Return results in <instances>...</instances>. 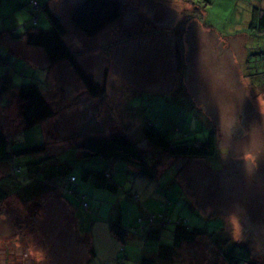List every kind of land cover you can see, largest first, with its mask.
<instances>
[{
    "label": "rangeland",
    "instance_id": "1",
    "mask_svg": "<svg viewBox=\"0 0 264 264\" xmlns=\"http://www.w3.org/2000/svg\"><path fill=\"white\" fill-rule=\"evenodd\" d=\"M139 1L145 9L139 16L147 20V31L153 34L121 47L125 66L118 65V49L109 54L104 46L112 41L117 48L118 35L124 36L126 29L143 33L133 19L128 22L120 17L83 43L84 48L89 45L98 50L89 57L85 50L79 58L98 86V95L88 93L66 66L59 71L56 93L46 95L56 115L27 126L20 120L21 102L15 88L2 102L0 127L5 129L9 147H41L0 163V182L12 185L4 186L10 193L0 200V264H79L88 255V230L94 219L137 224L136 217L145 212L130 196L133 166L123 161L111 163L101 155L84 156L78 146L90 138L108 139L124 133L147 151L151 149L144 135L147 122L161 119L168 137L178 141L203 140L214 128L218 136L217 153L211 159L162 157L156 166L152 183L165 186L172 199L168 207L172 220L185 216L207 232L183 242L171 264H228L223 252L234 240L247 241L254 258L264 262V32L250 33L247 28L252 6L264 9V0H186L188 10H183L182 3L172 10L163 9L160 2ZM19 2L25 3L24 10L17 6ZM46 2L61 8L67 40L73 50L81 51V42L73 38L79 29L70 14L83 1ZM46 2L2 0L0 28L6 34L0 40V82L7 77L16 84L35 79L43 91L51 93L56 82L51 74L46 78L43 73V55L35 51V65L34 58L20 53L26 47L40 48L23 39L18 49L9 42L13 39L9 31L53 27L43 7ZM133 10L129 12L133 14ZM21 11L29 19L20 25ZM190 15L207 26L206 32L198 33L196 23L189 22ZM68 74L74 77H66ZM5 94L3 91L2 96ZM104 168L111 174L107 181L112 187L98 186L93 177L83 176L86 171ZM70 173L78 178L76 192L63 194ZM14 182L23 185L15 189ZM28 183L39 192H27ZM79 193L93 199L87 222L70 209H81ZM151 199L157 203L151 211H160L163 193ZM150 221H141L145 229L157 224ZM173 227L172 222L163 227L160 242H172ZM153 244L158 246V242ZM126 246V251L120 247L116 254L120 264H139L141 254L132 249V243ZM116 255L111 260L116 261ZM103 262V258L97 261Z\"/></svg>",
    "mask_w": 264,
    "mask_h": 264
},
{
    "label": "trees",
    "instance_id": "2",
    "mask_svg": "<svg viewBox=\"0 0 264 264\" xmlns=\"http://www.w3.org/2000/svg\"><path fill=\"white\" fill-rule=\"evenodd\" d=\"M204 2L208 0H202ZM2 0H0L1 8ZM45 11L46 9L43 5ZM125 5L122 0H84L71 14L70 19L76 25L75 32L76 35H84L85 37L91 38L97 32L102 30L107 24L111 25L120 17L123 16V10ZM48 13V12H47ZM48 15V14H47ZM130 17H133V14L129 12L127 14ZM251 21L247 26L250 33L264 32V9H261L259 6H252L251 10ZM49 20L52 22L53 27L50 30L38 29L34 32H29L28 30L23 31H9L13 39H22L25 37L27 45L33 47H40L44 50L47 57V67L41 66L45 77L48 78V74L56 73L59 71L65 70L68 67L70 71L75 72V77L78 79L80 84L84 86L86 91L92 95H98L100 90L95 84L93 77L83 68L79 60L81 55H85L83 51H74L69 44L65 41L64 36L66 34V28L61 22V18L57 15L48 16ZM47 18V19H48ZM38 20V16L36 21ZM4 29L0 28V40L3 37ZM2 33V34H1ZM68 34V33H67ZM126 37H118L117 43L123 42L128 38L135 37V32L126 29ZM11 44V40H9ZM108 46H104V49L111 52L112 50L117 51L114 47L115 42H108ZM9 49V47H6ZM118 48V45H117ZM116 49V50H115ZM89 50L87 49V52ZM86 52V53H87ZM119 57L118 65L125 66L126 58L124 54L125 51L118 49ZM110 54V53H109ZM117 55V54H116ZM133 55L137 56V52ZM82 57V56H81ZM123 61V62H122ZM67 66V67H66ZM55 71H52V70ZM9 76V73H8ZM66 77H74V74H68ZM61 76L57 78L58 83L50 87V92L47 93L41 89L39 84L35 79L30 80L29 82L22 83H13L12 79L7 77L5 80L0 82V106L4 105L3 101L8 100L7 94L15 88V93L18 100L21 102V118L20 120L27 125L32 126L36 123H39L47 118H50L56 115V110L53 109V106L50 104L51 101L47 99L46 95L56 93V86L59 84ZM9 90V91H8ZM3 91L6 93L5 96H2ZM8 91V92H7ZM16 98V97H15ZM193 103L191 102V106ZM20 121L19 126H22ZM211 124L215 123L210 121ZM215 127V125H213ZM4 127H0V163L13 160L15 157L33 153L36 148L40 147H23L19 149H11L9 147V138L4 131ZM144 135L147 140V143L150 145L151 149L143 151L139 148L138 144L127 134L117 133L111 135L108 139H87L83 144L78 147L81 148L84 156L92 155H101L104 158L108 159L111 163L116 161H123L125 163L131 164L132 172L134 177H144L152 181L157 177L156 166L160 163L162 157H195L200 159H211L217 153L218 146V136L215 128L209 129L205 139H195L191 142L175 140L168 137V131L164 129L163 120L159 121H148L144 129ZM150 158V159H149ZM158 158V160H157ZM156 159V160H155ZM152 160L151 162H149ZM156 161V163H154ZM21 169V165H19ZM14 172L18 171L14 164ZM91 173V174H90ZM73 175L76 180L70 182L69 177ZM109 170L106 168L99 171H86L84 177L94 178V182L98 186H109L112 187L113 184L107 181V178L110 176ZM7 176H5V179ZM77 176L73 173L68 174L66 177L63 194L64 193H73L76 192L75 184L78 181ZM175 181V178H173ZM3 180V178L1 179ZM16 185L15 189H19L22 183L14 182ZM161 184V183H160ZM9 185L12 188V185L7 184V182H0V200L8 196L10 191H8L4 186ZM29 185V186H28ZM162 185V184H161ZM26 188L27 192H33L37 189H34L30 183H28ZM165 187V186H164ZM162 187V188H164ZM165 189V188H164ZM164 195V206L160 211H151L150 209L145 210L141 207L142 211L145 214H139L137 219V224H131L129 226L123 225L116 220H109V230L119 243L121 244L122 249L126 251V243L128 240L139 238L134 237V234L143 233L147 230V234L144 237L140 238L141 242L137 245L138 251L141 256L139 258V264H171L174 257L179 254L177 248L182 246L183 242L193 241L197 236L202 234H207L205 228L199 225L190 224L189 219L185 216H177L175 221L172 220V214L168 210L169 205L172 202V199L168 196L167 193L162 192ZM137 194V195H135ZM80 202V210L76 211L75 209H70L74 211L77 215H80V212L83 209L90 212V204L93 199H87L85 193L78 194ZM92 196V194H91ZM130 196L139 201L140 193L138 191H131ZM93 198V196H92ZM164 209V210H163ZM89 214V213H88ZM90 215V214H89ZM146 215V217L142 216ZM141 216V219H139ZM147 218L150 222H157L156 225L151 224L150 227L145 229L141 221ZM173 223V240L170 243L160 242V235L163 227L168 223ZM134 237V238H132ZM130 242V241H129ZM158 242V246L153 243ZM131 243V242H130ZM147 243V247L143 246ZM133 244V243H132ZM135 248L136 245H133ZM118 257V255H117ZM223 259L228 264H264V262L259 261L254 258L251 247L247 241H232L229 246L223 252ZM115 264H120L119 257L116 258Z\"/></svg>",
    "mask_w": 264,
    "mask_h": 264
},
{
    "label": "crops",
    "instance_id": "3",
    "mask_svg": "<svg viewBox=\"0 0 264 264\" xmlns=\"http://www.w3.org/2000/svg\"><path fill=\"white\" fill-rule=\"evenodd\" d=\"M65 1L68 2V0H65ZM78 1L79 0H72V2H75V4L78 3ZM81 1H84V0H81ZM122 1L124 3L125 7H124V10H123V16H122L121 19H123V21L125 19H127L128 22L132 21V19H133V21L136 22L134 25L138 24V26L141 27V29H139V30L143 31V33H139L138 34V31L137 32L134 31L136 34H135V37H132L133 39H129L128 38L127 40H124L123 42L119 43L120 45H118V48H116V49H120V50H122L121 47L126 42L135 40L137 38L143 39V38L147 37L148 35L153 34L152 32L147 31V30H149L147 28V20L144 19L143 16H141V17L139 16V13L141 14L142 11H145V9L143 8V6L141 4L142 1L137 0L136 2L134 1L132 3H129V2H126V1L124 2V0H122ZM216 1H218V0H216ZM45 2H46V0H45ZM151 2H153V4H155L157 2H160L161 5L163 6V7L161 6L163 9L170 8V9L173 10V8L176 9L177 6H180V8H181V4L180 3H182L183 6H184L183 10L190 9L189 2L186 1V0L176 1L175 3H169V2L167 3L165 0H151ZM49 4L47 2L44 4L45 8L49 9L47 11L48 12V16L50 17L52 15H57L58 17L63 18L62 15H61V11L62 10H58V9H61V8L56 6V5H51L52 3H49ZM17 6L20 7L22 10H24L23 7H25L26 5H25L24 2H19L17 4ZM132 8H134L133 17H130L127 14L129 13V10L132 9ZM139 10H141V11L139 12ZM66 12L69 14L70 10H66ZM21 13H22V15H20V17H19L20 25L24 24L29 19L28 17H26V15L23 14V11H21ZM144 13H147V12H144ZM199 16L202 17V15H199ZM68 18H69V16H68ZM136 18H141V19L140 20H136ZM195 20H196L195 17H192V15H190L189 22H195L196 23L194 26L197 27L198 33L200 34L202 32H206L207 26L203 25L202 23H200L199 20H196L197 22ZM62 21H63V19H62ZM4 23H5V20H3L2 24H4ZM171 26H173V24ZM124 29H126V28H124ZM142 29H145V30H142ZM25 30H28V28L24 29V31ZM188 31H189V27L187 28V32ZM29 32H31V31H29ZM32 32H34V31H32ZM67 33L68 32L66 31L64 39L69 44V41L67 40V38H68V34ZM5 34H6V30L3 31V35H5ZM75 37L79 39V41L81 42L82 46L85 45L83 43H85V39H87V37H85L84 35L80 36L82 38V40L80 39L79 35L73 36V38H75ZM118 37H122V35L119 34ZM123 37H126V34ZM22 39L24 40V42H26L25 37L22 38ZM22 39H17V40L16 39H12L10 45L15 47L16 49H18L19 45H20V44H18V42L20 40H22ZM71 45L72 44H69L70 47H71ZM31 47H33V46H31ZM38 48H40V47H38ZM87 49L89 50L88 52H87ZM81 50H86V52L88 53V57L90 55H95L98 52V50H96L95 46L91 47L89 45L86 46V48H84V46H83V49H81ZM35 51L38 54H42L43 57L45 58V63L43 65H40V66H46L48 60H47L45 52H44V50L42 48H40V49L33 48V49L29 50V47H26L24 49H21L20 53H21V56L25 57V55H26V57H29L31 59L34 58L32 60H33L34 64L37 65L38 62H37V59H35V56H34ZM74 51H77V50H74ZM52 71H55V70L53 69ZM51 75H52L53 82L58 83L57 78H59V72L56 71L55 74L52 73ZM152 182H153V180L150 181L147 178L137 176V177H135V181H134V184H133V187H132V191H138L140 193V200L138 201V203L140 204V207H142L145 210H148V209L152 210V209H155L157 207L156 201L151 199L152 196L155 199H157V196H159L160 192L167 193V190L163 189L162 188L163 186L161 184H158V186H157V185H153ZM96 191H97V189H94L93 193H95ZM152 194H154V195H152ZM89 214L92 215V212H90ZM80 215L81 216H79V215L78 216L82 219V221H84V222L86 221L87 222V220H88L87 210L83 209V211L80 212ZM88 233H90V237L88 239L89 246L87 248L88 255H87L86 258H83V260L81 258L79 260V264H89V262H91L92 264H98L96 258L99 255H100V258H103V257L114 258L115 257V255L118 252V249L121 247V244L119 243V241L114 236H112V234H111V232L109 230V220H106V219H104L102 217H101V219H94L93 222L90 225ZM146 234H147V230L143 231L141 237H144V235H146ZM140 240H141V238L139 237V238H134V239L128 240V242L130 241L131 243H133V245H136V247L133 248V249L135 251H138V249H140V248H138L137 245L140 244V242H141ZM143 247L146 248L147 247V243H145V245Z\"/></svg>",
    "mask_w": 264,
    "mask_h": 264
},
{
    "label": "built area",
    "instance_id": "4",
    "mask_svg": "<svg viewBox=\"0 0 264 264\" xmlns=\"http://www.w3.org/2000/svg\"><path fill=\"white\" fill-rule=\"evenodd\" d=\"M36 7L39 8V5H36ZM36 19H37V16L34 18V20H36ZM69 180H70V182H74V181L76 180V178H75V176L71 175V176L69 177ZM135 195H137V194H135ZM115 262L118 263L119 261L111 262V261H109V260H107V259H104V262H103L102 264H115Z\"/></svg>",
    "mask_w": 264,
    "mask_h": 264
},
{
    "label": "clouds",
    "instance_id": "5",
    "mask_svg": "<svg viewBox=\"0 0 264 264\" xmlns=\"http://www.w3.org/2000/svg\"><path fill=\"white\" fill-rule=\"evenodd\" d=\"M117 256V255H116ZM97 259V261L98 260H100L101 258H100V255L96 258ZM103 259H107V260H109V261H111V262H114L113 260H111V258H108V257H103Z\"/></svg>",
    "mask_w": 264,
    "mask_h": 264
}]
</instances>
